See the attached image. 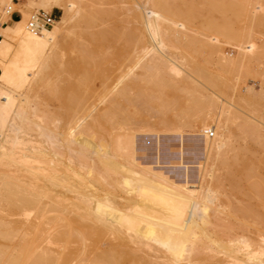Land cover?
I'll list each match as a JSON object with an SVG mask.
<instances>
[{
  "label": "bare ground",
  "instance_id": "6f19581e",
  "mask_svg": "<svg viewBox=\"0 0 264 264\" xmlns=\"http://www.w3.org/2000/svg\"><path fill=\"white\" fill-rule=\"evenodd\" d=\"M71 1L74 4H72V6H74L73 15L70 17H61L60 20H53L54 25L52 29L42 27L39 31H33L27 27V31L26 27H24L27 31L24 30V32L27 36L33 38L35 40L34 42L20 40V44L17 45L18 47L15 49L14 53H12V45L9 42L1 44L0 41V59H12L21 69L26 84H28L30 73L34 70L35 76L33 75L34 77L31 82H36V80L41 78L44 72L49 68L53 50L58 46L65 45V39L63 38L66 36L64 35V37H62L63 35L59 34V29L68 31L71 27L72 29L75 28L77 31H86V26L94 27L98 25L99 22H103V13H106L103 9L99 11L95 9V14L92 13L89 15V12L82 14L78 13L76 16L77 9L79 8H76L77 6H75L74 0ZM116 1L117 0H115V2ZM54 2L55 0H47L45 9L51 8L50 6ZM87 2H94V6L97 4L95 0ZM5 3L9 6L14 5L11 0H0V4ZM17 6H19L18 3ZM18 8L21 7L19 6ZM96 11H98V14H96ZM112 13H115V11ZM119 13L117 11V15ZM134 14H132V16H134L132 19H138L139 13ZM99 18H101L102 21H99ZM95 20L99 22L93 25ZM119 20H121V18ZM127 20L125 19V24ZM124 22L122 21V23ZM57 23H61L62 27L57 26ZM100 24L99 26L101 27ZM111 26L113 27V25ZM123 26L122 29H120V27L116 29L115 26L114 28L111 27V29L109 26L107 29L101 27L99 30L98 28H93V30L91 28V31L90 29L86 31L89 36L88 44H90V47L86 50L83 49L85 51H83L78 59L80 66L77 72L81 71V73L72 76L74 70L70 68L66 71L67 76L62 78L60 76L57 78L58 80L59 78L62 79H60L62 84H60V87L55 89L54 92H58V99L60 100H57L64 106V113L66 114L64 121L62 118L56 119L59 120L57 121L59 123L60 120L61 122L63 121L61 124L54 125V127L51 126L53 125L52 122H56L54 121V115L59 113L57 110H55L56 112L54 111V120L50 121L51 117L49 115L45 119L47 122L43 120L44 123L47 124L51 122V124H48L51 128L47 124H40V122L29 116L31 114V110L29 109L32 108L33 102L31 103L28 94H24L21 100L19 97V101H22V103L19 102L20 104H14V102L16 103L18 95L12 94L16 97L14 96V98H12L13 96H10L12 100L9 101L7 97H9L8 92L10 90L8 91V89H5L3 85L0 84V223H5L9 228L8 231L5 230L0 232V236H2L3 239L4 237L5 239L9 238L7 239L8 241L14 239L15 233L12 232V228L14 227L10 225H14L17 231H19L18 229L24 231L29 230V228H37L39 224L43 227L41 223H47L48 221V225L53 221L55 222L54 224H56H53L54 227L57 226V228H53V233L49 231V229L47 230L50 233L47 230L45 231V229L39 228L40 232L41 230L46 232L45 235H42L43 237L41 240L39 239L40 241L35 239L39 236L37 235L38 233L36 234L38 229L37 231L33 229L34 233L32 235H37V237L33 238L34 236L32 237L31 235L30 238L32 237L33 239H29L31 241L35 239V241L38 242L35 244V242L33 243L30 241L32 243L30 247L33 249L32 246L35 244L34 248H37V250L35 249L36 251L34 249L32 250L35 252L32 253L35 254L32 258H30L29 255L30 242L28 244L27 240H24L22 237L24 234L26 236L28 231L21 233L20 240L16 238L17 242L14 244H8L12 252H9L8 249L6 252L7 254L4 253L5 256L2 254L4 249L2 247L6 246L4 243H2L4 246L0 243L2 245V247L0 246V254L4 257V260L2 258L3 264H125L126 262H129V264H178L176 262L178 260L179 262H183L181 264H197L196 262H198L199 259L202 261L207 260L206 264H264V241L260 242V238L259 243L255 241L253 243V241H248L249 237L246 239V237H242L243 235L238 237L233 233L232 235L234 236L230 234L231 236L227 237L229 234L226 235L227 233H225L224 235H226L227 239L223 240L221 236L219 237V235L217 236L216 233L213 232L214 228L212 231L208 229V226L210 227V225H212L210 224L209 210L217 213L221 208L219 194H216L217 189H212L210 186L204 184L200 185L201 179L199 182L200 184H198L200 186L194 184L189 185V180L187 179L189 177H186L187 180L184 178L185 181L183 179L180 180L179 177L172 175L173 173L169 174L168 172L167 174V171H161L159 169L154 170L152 166L141 165V163L137 161L134 152V150H136L134 146V131H138L139 128L137 125L138 120H136L139 118L137 117V103H139L137 99L145 95V92L139 88L141 84L138 83L137 85L138 57L140 55H138L137 46L139 32L137 25L136 27L133 26L134 28H131L129 25L127 26L128 28L126 25ZM152 27L154 28L151 29L153 30V35L155 34L156 36L159 34L157 33L158 30H156L157 25H155L153 21L151 22V28ZM59 37L61 38L60 40H58ZM44 40L48 41L46 49H43V46H45V43H43ZM161 43L159 42V44ZM110 45H112L111 49L110 47L109 49L107 48L110 51H106V47ZM81 46L82 44H78L77 47ZM142 50L147 53L151 51V48L145 50L144 47ZM152 60L156 61L155 59ZM157 60L158 63L155 62L156 67L153 64L144 67L146 72H149L153 67L158 70V73H156L154 69L156 74L152 77V79H156V83L154 82L156 85H161L164 82V74L166 71L167 73L170 72L171 74L177 75L180 73V68L171 60H166V62L161 60V58ZM134 68L137 70L133 71ZM115 72L119 73V78L128 76L129 80L126 78L128 81L119 88L115 85L114 87L117 89L112 90V88H114L112 87V91L109 93L110 97L108 100L106 99V105H104L96 115L90 116L89 113L93 110L92 106H94V104L92 106L89 105L91 103L83 106L78 105L82 98L78 100V96H76L77 93L79 91L82 92L81 89H83L85 85L89 92L85 88L83 92L87 91L88 94L93 93L97 82L105 86L106 81L108 82L110 79L109 77ZM177 75H175V77ZM56 86H58V84L55 85V88ZM79 88L81 89L79 90ZM247 88L251 89L250 86ZM108 91L107 87L102 88V92ZM10 92L9 94H11ZM49 93H52L51 90H49ZM94 93H96V91ZM21 95H23V93H21ZM105 97L106 96L102 95L101 99ZM6 99L7 102L13 101V103L10 104L5 102ZM6 103L7 105H5ZM61 103L58 104L61 105ZM13 104L16 105L15 108L11 106ZM3 105L10 108L3 110ZM56 105L57 104H55V106ZM34 106L37 107V105ZM129 107L133 108H131L133 112L129 110ZM57 108L58 107H56V109ZM28 110L30 112L29 115ZM33 111L34 114H32L36 116L37 109L34 108ZM118 114L121 117H116ZM218 114L219 118L221 116L225 120H231V118L234 117L233 119L237 121L235 118L236 114L225 105L219 107ZM135 116L137 118H134ZM237 116L238 115H236V117ZM205 117H202L203 119H201L197 126V128L199 127L198 132L201 133V136L208 134L209 128L204 125ZM47 118H49V121ZM198 118L196 119L198 120ZM222 118L220 120L223 122L224 119L222 120ZM113 120H115V122H113ZM238 120L240 119L238 118ZM245 122L244 124L247 126L250 124L253 125L252 122L246 119ZM229 123H231V121H229ZM106 124H109L107 133L104 131L107 127ZM239 124H242L241 121ZM239 124L238 127H236L239 129V131L238 129L237 131L242 133L241 128L243 126ZM165 125L171 126L173 124L165 123ZM33 127L37 128L35 129L38 131V138L43 136L44 139L41 138L38 140L32 138V135L30 136L29 130H33ZM100 128L104 130L99 131L101 130ZM141 128L140 130L143 129ZM231 131L232 130L228 131L225 137L217 134L215 138L209 139L211 137H208V135L205 136L204 149L208 154L213 151V155L218 157L219 163H217V166L223 168L220 169L221 174L224 171V176H222L223 179L225 178V180L228 181L229 187L238 194L243 192L245 196L251 195L249 192H252L253 195L254 193H256V195L260 194V196L258 195V199L261 200L260 197L262 198V195H264V186L262 188L260 186L261 184L264 185V180L262 181L264 178L259 176L261 181L259 180L260 178L257 179L258 172H256L255 178L257 182L253 181L252 178V174L254 175V172L257 170H255V168L256 165L258 167L257 161L259 160L254 157V150L253 147L252 149L250 148L251 145L246 144V146L249 145L248 148L245 145L242 147H238L241 146L240 144L238 146L237 144L234 145V140L232 139L234 132ZM101 132L105 133H103V135L98 134ZM239 136L241 135L239 134ZM250 149L252 152L248 151ZM180 156L179 158L183 155ZM179 162L181 165L185 164L183 161L179 160ZM199 173L201 174V172ZM213 177H216V175H213ZM249 177L252 181H249ZM219 178L216 179L219 180ZM241 178H245L249 181L245 180L247 186L242 185L244 182H241ZM182 180L184 182H182ZM212 180L215 179L212 178ZM219 181L216 182L219 183ZM242 186H244L248 192L243 187L245 189L244 192L241 188ZM232 189L231 191L229 190V197L230 193L232 196ZM240 189H242V191ZM247 197L249 198L248 200H250V198L252 200L255 195L254 197ZM262 199L263 202L259 203H262V207L264 208V197ZM256 201L258 200L256 199ZM223 204L222 202V205ZM226 204L223 205L224 208ZM228 204L230 205V202ZM250 204L251 203L245 207L243 205L241 208H228H230L234 214L237 212V214L233 216L239 213V215L236 216L238 219L242 213H246V215H250V217L255 214L253 219L257 221L258 218L259 221L257 223L261 224L259 231L262 232L264 237V211L263 213L261 212L262 214L254 212L253 209H255V207L251 208L254 205L251 204L252 206L250 207ZM199 206L201 207L200 210L204 209L205 211L202 218L205 220L202 226L196 221V218L199 219V217L196 216V211L199 210ZM231 213L232 212H227L226 215H231ZM11 215L23 216L24 218L18 221L14 220L15 218H11ZM245 216H243L244 219ZM242 221L244 220L242 219ZM51 226L49 228H51ZM231 228L233 229L234 227ZM231 228H228V230H231ZM239 228L241 230L243 227L241 226ZM28 233L30 234V232ZM221 235L223 236L222 232ZM51 236H53L52 240L50 239ZM103 237L105 241L108 237V245H105L106 248L102 249L99 247L100 245H97L98 249L86 247L89 245L90 241L93 243V246L95 244V247H97V240L103 241ZM53 239H55V242ZM56 240L59 247L52 249L49 246V248L47 243L53 241L56 245ZM85 240L89 242L88 244L86 243L87 245L85 244ZM70 241H73L72 244ZM75 242L80 244L79 247L74 246ZM67 243L69 246L71 245V248H69V246L68 248L66 247ZM253 244H256L255 247ZM157 253L160 255L157 256ZM217 253H221L223 257H216L220 255ZM2 255L0 256L2 257ZM0 264L2 263L0 262Z\"/></svg>",
  "mask_w": 264,
  "mask_h": 264
},
{
  "label": "rangeland",
  "instance_id": "374dc122",
  "mask_svg": "<svg viewBox=\"0 0 264 264\" xmlns=\"http://www.w3.org/2000/svg\"><path fill=\"white\" fill-rule=\"evenodd\" d=\"M13 1L15 2L14 5H10V6L7 5L6 3L0 4V21L6 22L5 24L0 25V41H1V44H5L6 42H9L12 45V53H14L15 49L18 47L17 45L20 44V40H25L28 42L35 41L33 38L27 36L26 33L24 32L25 30L24 27H26V30L28 31L26 20L31 11L36 10V9H43L47 12H50L52 15H54L53 20H60L61 17H64V16L70 17L73 15L72 12H74V6H72L73 3L71 0H55V2L50 6L51 8L49 9H45L47 0H13ZM87 1H90V0H74V3L76 4L75 6H77L76 8H79L77 9L76 16L78 15V13L82 14V13L89 12V15H91L92 13L95 14L94 12L95 9H98V11L100 9H103L104 11H106L105 14L103 13L104 11L102 12L104 16L102 17L103 22L102 23L99 22V21H102L101 18H99L100 20L98 21L99 24L101 23L100 25L102 28L107 29L109 26H110L109 28H111L112 27L111 25H113L112 28H114L115 26L116 29L117 27H120V29H122L123 25L124 26L126 25V27L129 25L131 28L133 26L136 27V25L138 27V32H139L138 34L140 38L138 37L137 46H138V55L139 54L140 55L138 57V61H139L138 68L136 67L138 69L137 85L138 83L141 84L139 88H141V90L145 92V95H142L139 98L137 97L138 98L137 100L139 103H137V106H138L137 115L138 116L137 115L136 116L139 118L136 120H138L137 125L139 126V128H138V131H134L135 132L134 133V138H135L134 146L136 149L134 150V152H135V157L137 158V161L141 163V165L152 166L154 170L159 169L161 171H167L166 172L167 174L168 172L169 174L173 173L172 175L179 177L180 180L183 179L185 181L186 177H189L187 178L189 180V185L194 184L197 186L198 184L201 183L200 185L204 184V185L210 186L212 189H215V190L217 189L216 194L217 195L219 194L218 196L221 201V208L217 213L216 212L214 213L209 210V214H210L209 217L211 221L210 224L212 225H210V227L208 226V229L212 231V229L214 228L213 232L216 233L217 236L218 235L219 237L221 236L223 240H226L227 237L231 236L233 233L238 237L241 235H243L242 237L244 238L246 237V239L249 237L248 241H251V242L253 241V243L254 241L259 243V238H260V242L264 241L263 234L261 231H259L260 229L259 227L261 226V224L257 223L259 221L257 216H256L257 221L253 219V217L255 216L254 213H252L254 214V216L252 215V217H250V215H248L249 216L248 217L246 213L245 214L242 213V215H240L239 216L240 218L238 219V217L236 218V216H238L239 213L238 215L233 216L237 214V212H235L234 214L233 211L230 208H228V207L241 208L243 207V205L245 207L249 205V203H251L254 206L250 204V207L251 206H252L251 208L255 207V209H253L254 212L263 213L264 211V208L262 207L263 204L259 202H263L262 198L264 197V195L261 194L263 197L262 198L260 197L261 200H259L258 198L260 194L256 195V193L253 192L255 195L254 197L252 192H249L251 193L252 196L251 195H247V196L255 198V199L253 198L254 200L253 199L251 200L250 198L251 200L250 201L248 200L249 198L245 196V194L243 195V192L238 194L231 187H229L228 181L225 180V178L223 179L224 171L221 174L220 169H223V168H220V166H217L218 165L217 163H219V160L217 159L218 157H215L213 155L214 154L212 153L213 151L210 154H208V152L204 149V142H205L204 137L207 136L208 134L201 136L200 135L201 133L198 132L199 127L197 128L198 123L201 121V119H203L202 117L206 116L204 120V125L207 128H209L208 130H212V135H208V137H211L209 139L215 138L217 134L221 135L222 137L223 136L225 137L228 131L232 130L234 132L233 137H232V139L234 140V145L237 144L238 146L240 144L241 146H238V147H242L244 145L246 146V144L251 145L250 148L252 149L253 147L254 157L260 161V162L257 161L258 167L256 165V168H255V170L256 169L257 170L254 172V175L252 174L253 181L257 182V180H255L256 172H258L257 179H259L260 177L264 178V137H263L264 136V0H186V1L185 0H161V1L160 0H124V1L117 0L116 2L115 0H95L97 3L95 6L93 4L94 2L88 3ZM17 3L22 9L18 8L19 6H17ZM16 8L20 10L21 16L17 19L9 21L8 13L10 12V10L16 9ZM98 11H96L97 12L96 14H98ZM114 11L115 13H112ZM117 11L118 13L120 12L118 15H117ZM133 12L136 14L139 13L138 15L139 21L137 18L132 19V17L135 16ZM170 12H172L173 14ZM178 13L179 14L181 13V14L179 15ZM132 14H134V16H132ZM120 18L123 22L125 21V19L126 20L129 19V20H127L125 24V22L122 23V21L119 20ZM152 21L155 23V25H157L156 30H158L157 33L159 34H157L156 36L155 34L153 35L152 33L153 30H151V29H154L153 27L151 28ZM96 22L97 20L94 21L93 25L98 24V22L97 23ZM99 24L95 25L94 27L86 26V29L87 30L90 29L91 31V28L92 30L93 28L94 29L98 28L99 30L101 28ZM53 25L54 23L52 21L51 24L47 28L52 29ZM57 26L62 27V24L57 23ZM86 31L84 30L77 31L75 28L72 29L71 27H70V30L68 29V31L67 30L63 31L62 29H59V34L60 35L62 34L63 35L62 37H64V35L66 36L63 38L66 40V41L64 40L65 45H62L60 47L58 46L57 48L54 49L55 51L53 50V54L51 56V62L49 63V68L48 69L46 68L47 71L44 72V75L38 80H36L37 83L31 82L33 77L35 76V70L32 71L29 75L28 84L29 83L30 84L28 85L25 83V80L23 79V74H22L21 69L18 67V65H16L12 61V59H9V58L0 59V84L3 85L5 89H8V91L9 90L11 91V92L9 91L11 94H9L8 92L9 97L7 98L9 99V101H11L15 95L16 96L18 95L17 96L18 98L16 99V103L14 102V104H20L22 103V101L21 102L19 101V97L21 100V98L23 99L24 94L26 95L27 93L28 98L30 99L31 103L33 102V106L37 105V107L34 106V108L37 109L36 116L38 117L33 115L34 114L33 106H32L33 109L32 108L29 109L31 110V114L33 113L32 116L28 110V115L30 114L29 115L30 117L40 122L41 124V123H44L46 117L49 115L51 117V118L49 117L50 121L54 120V118H55L54 121H56V122H52L53 125L51 126L54 127V125L61 124L66 118V114L64 113V106H62V103L58 101L60 100L58 99L59 94L58 92L55 93L54 90L59 88L60 84H62L61 78L64 76H67L66 74L67 69L71 68L74 70V71L72 70L73 71L72 76L73 75L76 76L77 74L81 73V71L77 72V69L80 66L78 59L80 55L83 53V51H85L88 47H90L89 46L90 44H88L89 36ZM168 34H170L171 36ZM60 37L58 38V40L62 38ZM160 40L162 41V43ZM47 42H48L47 40H44L43 43H45V46H43V49L47 48L46 46ZM159 42L161 44H159ZM78 44H82V46L77 47ZM111 46L112 45L107 46L106 51L109 49V47L111 49ZM144 47H145V50L151 48V51L150 52L148 51L149 53L148 52L145 53L144 50H142L144 49ZM78 49H82V50H78ZM39 56H40V53H39ZM158 58L159 59L161 58V60H163L164 62H166V60L167 61L171 60L175 65H177L178 68H180V73L178 75L173 74V73L171 74L170 72L167 73L166 71V73L164 74L165 75L164 82L161 85H156L155 84L156 79L154 78L152 79V77H154V74L158 73L157 72L158 70L155 69L156 63H158L157 62ZM152 59H155L156 61ZM152 64L155 65V67L150 69L149 72H146L144 67L148 65H152ZM137 69L134 68L133 71H136ZM154 69L156 73L154 72ZM113 74L109 77L110 78L109 81L108 82L106 81L105 86L102 83L97 82L94 88L96 93H94L95 92L94 91L93 93L88 94L89 91H88V88L86 89V85L84 88L88 91V92L86 91L87 93L83 92L84 88L81 86L80 87L83 89L79 88V90L81 89L82 92L80 91H79L80 93L76 92L77 93L76 96H78V100L79 98H82V100L80 99L82 102L80 101L79 103L76 101L77 103H79L78 105L83 106L85 104L91 103L89 105L92 106L94 104L95 107L92 106L93 110L90 111L89 113L90 116L96 115V113H98V111H100V109L104 107V105H106L107 100L110 97L109 93L112 90L121 87L125 82L129 80L128 76H125V77L122 76L120 77L121 78L120 79L119 73L115 72ZM175 75L177 76L175 77ZM60 76L61 78H59L58 80L57 78ZM58 81L59 82L61 81V82L59 83ZM57 84L58 86H56L55 88V85ZM107 85H110V86H107ZM115 85L117 88L114 87ZM247 85L250 86L251 89L247 88L248 87ZM105 87H107V91L109 90L108 92H102V88H105ZM49 90H51L52 93H49ZM19 92L23 93V95H21V93ZM12 94H15V95H12ZM102 95L106 96L104 98L105 100L101 99ZM10 96L11 97L13 96V97L10 99ZM5 102H7V99L5 100ZM7 103L11 104L13 103V101L7 102ZM7 103L5 105H7ZM58 103H61V105ZM14 104L11 106L15 108L16 105ZM55 104L57 105L55 106ZM221 105H225L233 113L238 115L237 117L235 115V118L237 119V121L239 122L241 121L242 124H239V122L233 119L234 117L231 118V120L230 119L225 120L221 116L219 118L218 111ZM56 107L58 108L56 109ZM2 108L3 110H7L6 108H10V107L3 105ZM131 108L129 107V110H131ZM213 109H214V112H213ZM55 110L59 111V113L55 114L56 112ZM0 112H1V109H0ZM53 115H54V118H53ZM117 116L121 117L119 114L116 115V117ZM136 116L134 118H137ZM49 118H47V120ZM59 118L60 119L62 118L63 120L62 122L60 120V123L57 122L59 120H56ZM86 118L89 119L88 117ZM196 118H198L199 121ZM221 118L222 120L224 119L223 122L220 120ZM238 118L240 120H238ZM245 119L248 120L249 122H252L253 125L250 124L251 127L250 125L249 126L245 125L244 124L246 123ZM233 120L236 122H234ZM229 121H231V123H229ZM113 122H115V120H113ZM49 123L51 124V122ZM165 123H170L173 125L166 126ZM45 124L47 123H44L42 125H45ZM238 124L243 126L241 128L242 133H239L238 132L239 129L236 128L238 127ZM140 125L143 129L140 127ZM108 127H109V124L107 125L106 130H104L105 128L103 129L106 133H107ZM35 128L36 127H33V130L32 129L29 130L30 136L32 135V138L34 139L36 138L38 140L41 138L44 139L43 136L38 138L39 137L37 135L38 131L36 130L37 128L36 129ZM140 128L142 130H140ZM103 130L101 129L99 131H103ZM105 132H101L98 134L103 135V133ZM235 132H237L238 134ZM239 134L242 137L239 136ZM236 135L239 139L236 137ZM241 143L242 144L244 143V144L242 145ZM249 145H247L246 147L248 148ZM251 149L248 151L252 152ZM180 154L181 156L182 155L183 156L181 157ZM179 156L182 158V160L181 158H179ZM179 160L183 161V163L185 164L181 165ZM199 172H201V174ZM213 175L214 176L216 175V177H213ZM212 178L215 179L216 181H219L220 179L221 180L219 181V183H217L215 180H212ZM216 178H219V180ZM261 178L259 179L260 181H261ZM200 179H201V182H200ZM183 180L182 182H184ZM241 180H242L241 182H244V184L242 183V185L247 186V182H245V180L246 181L248 180L245 178H241ZM263 180L264 179H262V181ZM249 181H252L250 180V177H249ZM244 186L241 187L243 191L246 189ZM263 186L264 185L261 184L260 187L262 188ZM231 189L233 193H232V196L230 193V197H229V190L231 191ZM242 189L240 190L242 191ZM218 196H217V199H218ZM256 199L258 201H256ZM222 202L224 204L226 203L228 204L230 202V205L228 204V206L226 207L227 205L226 204L224 208L223 206L224 204L222 205ZM200 208L201 207L199 206L198 208L199 210L196 211L197 212L196 216L199 217V219L196 218V221L198 222L200 226H202L205 220V219H202L205 211L204 209H201L202 210L201 211ZM227 208H228V211H227ZM226 211L228 213L232 212L231 215L230 214L226 215L227 213ZM213 213L216 215H214ZM11 216H12L11 218H15L14 220H18V221L24 218L23 216H17V215L16 216L11 215ZM229 216H232L235 219ZM243 216H245V219ZM242 219L244 221H242ZM239 221L240 222L242 221V222L240 223ZM2 223H0L1 224L0 232H3L5 230L8 231L9 228L7 227V225L5 223H3L2 225ZM47 223H49V221ZM47 223H41L43 227L39 224L40 227L38 225L37 228H29L30 231L29 230L23 231L22 229H18L19 231H17L14 225L13 226L10 225L11 227H14L12 228L13 230L12 232L15 233L14 239H11V241L9 240L10 241L9 242L7 240L9 238L5 239L4 237L3 239L2 236H0V243L1 244L4 243L6 246V247H2L3 244L2 245L0 244V246L4 248L2 254L5 256V254H7L6 252L8 251V249H9V252H12L8 244H14L15 242H17V240H20V237L22 235L21 233L23 232L24 233L26 231L30 232V234L27 232L26 236L25 234L22 235L24 240H27L28 244L31 241L30 239L33 236H34L33 238H35L37 237V235H39L38 236L39 238L37 237L35 239L40 241L41 238L43 237L42 235L46 234L44 230H41L40 232L39 228L45 229V231L49 229V231L53 233L52 231L53 228L54 229L57 228V226L54 227V225H56L54 224L55 222L51 221L50 225H48ZM46 224L48 225L47 228H46L47 226ZM237 225L238 226L240 225L239 227L242 226L243 228H241L240 230V228ZM50 226L52 229L49 228ZM231 227H234V228L232 229ZM228 228H231L232 231L230 229L228 230ZM33 229L34 231H37L38 229V232H36V234L38 233L37 235H32L34 233ZM221 232L223 233V236L221 235ZM225 233H227L226 235L228 234L229 235L226 237V235H224ZM31 235L32 237L30 238ZM27 238L28 239L30 238V239L28 240ZM52 238L53 236L50 237L51 240ZM35 239L32 240L31 242L33 243L35 242V244H37L38 241L36 242ZM107 239L108 237L106 238V241H105V238L103 237L102 240L104 242L101 240H97L98 242L96 243L98 244H96V246L100 245L99 247H101L102 249L106 248L105 245H108ZM53 241L55 242V239H53ZM53 241L47 243L48 247L50 246L52 249L59 247L57 240H56V243H57L56 245L55 243H53ZM86 241L87 240H85V244L86 243L88 244L89 242H86ZM31 242L29 244V247L32 244ZM72 242L70 241L71 244ZM77 243L75 242L74 246L79 247L80 244H77ZM35 244L32 247L34 250L35 249L37 250V248H34ZM7 245H8V248H7ZM89 245H87L86 247L88 248L93 247V249H96V248L98 249V246L95 247V244L93 246V243H91V241ZM68 246L69 245L67 243L66 247L68 248ZM69 248H71V245L69 246ZM29 249H30L29 250L30 258H32L33 256H35V254H32V253H35V252L32 251L33 249L31 247ZM217 254H220V255H217L216 257H223L221 253H217ZM3 255L2 257L0 256V260H1L0 262L2 264H3L2 258L4 260ZM158 255L160 254L157 253V256ZM176 262L178 264L183 263V262H179V260ZM206 262L207 260L202 261L201 259H199L198 262L196 263L206 264ZM126 263L129 264V262H126Z\"/></svg>",
  "mask_w": 264,
  "mask_h": 264
},
{
  "label": "built area",
  "instance_id": "2783aa9c",
  "mask_svg": "<svg viewBox=\"0 0 264 264\" xmlns=\"http://www.w3.org/2000/svg\"><path fill=\"white\" fill-rule=\"evenodd\" d=\"M54 19V15L43 9H36L29 13L26 25L33 31H39L42 27H48ZM208 135H212V131L208 130Z\"/></svg>",
  "mask_w": 264,
  "mask_h": 264
},
{
  "label": "crops",
  "instance_id": "0c3cea01",
  "mask_svg": "<svg viewBox=\"0 0 264 264\" xmlns=\"http://www.w3.org/2000/svg\"><path fill=\"white\" fill-rule=\"evenodd\" d=\"M13 3L15 2L13 1ZM8 15H9V21H11V20L19 18L21 16V13H20V10L16 8V9L10 10ZM5 23H6L5 21H0V25L5 24Z\"/></svg>",
  "mask_w": 264,
  "mask_h": 264
}]
</instances>
